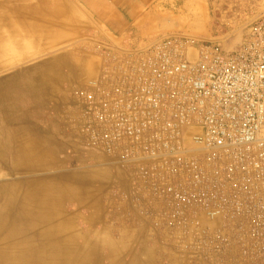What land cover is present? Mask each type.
<instances>
[{"label": "built area", "instance_id": "1", "mask_svg": "<svg viewBox=\"0 0 264 264\" xmlns=\"http://www.w3.org/2000/svg\"><path fill=\"white\" fill-rule=\"evenodd\" d=\"M252 18L236 46L170 34L105 48L76 92L73 137L122 180L113 221L142 224L164 264H264V13Z\"/></svg>", "mask_w": 264, "mask_h": 264}, {"label": "rangeland", "instance_id": "2", "mask_svg": "<svg viewBox=\"0 0 264 264\" xmlns=\"http://www.w3.org/2000/svg\"><path fill=\"white\" fill-rule=\"evenodd\" d=\"M172 1L177 4L172 9L168 6L162 8L163 13L155 19L156 31L140 35L133 30L132 37L115 38L113 45L103 39L92 18L76 0H0L1 185L11 186L14 177L39 180L53 178L60 173H76L84 168L83 162L67 157L61 162L50 163L49 168L41 166L40 171L31 172L29 164L16 170L13 139L15 134L20 133L21 127L27 130L31 125H41L49 118L63 122L73 134L76 92L86 80L99 74L103 49L126 43L131 38L142 40L170 34L192 35L222 44L230 38V45L236 46L243 35L241 24L253 19L252 14L264 13V0ZM244 1L248 2L245 6L251 3L255 6L253 10H247L248 15L245 16L240 14ZM67 8H70L69 12ZM148 11L143 9L146 15ZM16 12L27 17L37 16L39 30L36 42L30 38V31L25 29H22L19 39L18 32L15 34L20 30L19 23H14L13 33L5 24ZM73 154L72 151L68 153L69 156ZM86 172L81 171V175ZM71 190L74 196L66 202L63 218L66 224L78 223V219L70 213L76 201ZM102 262L109 264V259L105 258Z\"/></svg>", "mask_w": 264, "mask_h": 264}, {"label": "crops", "instance_id": "3", "mask_svg": "<svg viewBox=\"0 0 264 264\" xmlns=\"http://www.w3.org/2000/svg\"><path fill=\"white\" fill-rule=\"evenodd\" d=\"M76 1L92 18L103 39L113 45L116 43L115 38L131 36L133 30L140 35L156 31L154 22L163 13L162 8L166 9L168 6L172 9L177 4L172 0ZM245 2L242 11L253 10L255 6L252 3L245 6L248 3ZM69 9L67 8L68 12ZM143 9L149 10L147 15L143 13ZM17 15L22 16L21 12H16L9 22ZM29 17L35 20V24L31 23L29 34L36 42L38 18L33 15ZM8 27L13 33L14 26ZM22 29L28 30L20 26V30L15 31V34L18 32L20 35V40ZM66 127L63 122H55L49 118L45 123L31 125L27 130L21 127L20 133L14 136L16 170L29 164L31 172L40 171L41 166L49 168L50 163L72 157L84 163V170L81 171H87L84 176L79 171L60 173L53 178L39 180L30 177L24 180L13 178L15 181L12 185L15 186L17 195L16 208L25 212L24 215L29 211L31 217L28 222H20L19 243H30L33 250L45 244L47 251L50 244L60 245L67 264H77L79 260L82 264H103L102 260L105 258L109 259V264H164L158 247L142 224L132 218L127 222L113 221V217H120V212L115 209L112 193L113 188L122 183L118 171L102 153L80 145ZM71 151L74 154L69 156ZM77 151L80 154L77 155ZM1 167L0 154V170ZM71 188L76 201L70 213L78 219V223L66 224V219L63 220L66 202L74 196Z\"/></svg>", "mask_w": 264, "mask_h": 264}, {"label": "bare ground", "instance_id": "4", "mask_svg": "<svg viewBox=\"0 0 264 264\" xmlns=\"http://www.w3.org/2000/svg\"><path fill=\"white\" fill-rule=\"evenodd\" d=\"M15 22L20 23L23 28H28L29 31H31V23L35 24V20L20 15L5 24L13 26ZM15 196L17 195L14 185L7 187L0 184V264H67L64 262L67 260L62 256L60 245L50 244L47 251L45 244L33 250L30 243L27 245L19 243L20 222H28L31 217L29 211L24 215L25 212L17 210ZM77 264H82L81 260Z\"/></svg>", "mask_w": 264, "mask_h": 264}]
</instances>
